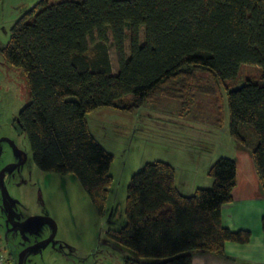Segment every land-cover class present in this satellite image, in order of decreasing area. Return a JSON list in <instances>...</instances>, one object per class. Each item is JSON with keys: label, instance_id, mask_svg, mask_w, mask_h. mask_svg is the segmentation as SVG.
Instances as JSON below:
<instances>
[{"label": "trees", "instance_id": "1", "mask_svg": "<svg viewBox=\"0 0 264 264\" xmlns=\"http://www.w3.org/2000/svg\"><path fill=\"white\" fill-rule=\"evenodd\" d=\"M0 57L29 87L17 120L35 167L77 180L97 214L112 205L113 156L86 116L104 107L134 112L162 99L187 112L199 92L214 95L221 122L222 85L229 134L250 154L264 196V0H39L15 20ZM242 65L258 67L260 78L230 89ZM199 72L209 85H200ZM207 176L212 186L190 196L177 190L169 164L147 163L131 176L124 223L108 235L123 264H191L196 253L225 257L227 242L249 241L250 233L221 223L236 186L234 159H218Z\"/></svg>", "mask_w": 264, "mask_h": 264}, {"label": "rangeland", "instance_id": "2", "mask_svg": "<svg viewBox=\"0 0 264 264\" xmlns=\"http://www.w3.org/2000/svg\"><path fill=\"white\" fill-rule=\"evenodd\" d=\"M37 1L39 0L2 1L0 48L7 45L11 27L21 14L20 8H29ZM128 45L127 39L125 50ZM109 55L113 74H116L117 62L111 47ZM198 75L201 86L209 85L207 73L199 72ZM247 78L259 79L258 67L242 65L236 78L227 81V84L230 89H237ZM221 96V122L214 106V95L199 92L196 93L192 110L187 112L180 111L178 102H166L168 99H162L160 103L146 105L134 112L104 107L86 116L93 137L113 156L110 167L113 185L108 205L114 203L116 216L113 214V217L118 220V228L124 223L122 212L129 180L145 164L163 162L172 166L175 170V184L180 191L189 195L196 188H202L198 186L200 181L206 179L204 172L208 166L220 158L232 159L236 156L238 146L229 134V112L223 85ZM0 100L4 106L11 104L15 114L29 102V87L25 77L19 69L2 63L1 57ZM1 110L3 109L0 108ZM6 112L10 114V111ZM5 118H0V170L13 160L11 147L1 140L4 134H9L18 149L27 156L22 175L14 173L10 178H6L5 189L11 198L21 205V209L46 214L56 226L54 242L47 244L48 246L44 245L42 257L30 252L33 254L28 256L32 260L31 263L123 264V254L109 245H106L105 249L99 248V254L92 255L103 242L102 237L111 223L107 222L105 216L97 214L90 198L77 180L72 179L57 192L51 185L44 186L46 176L34 166L26 136L15 131L12 121H5ZM196 174L198 176H195ZM49 176L53 181H57V176ZM3 218L5 220L0 188V225L4 224ZM35 226H38V229L44 227V234L53 228L50 221H40L35 223ZM2 235L0 230V236Z\"/></svg>", "mask_w": 264, "mask_h": 264}, {"label": "flooded vegetation", "instance_id": "3", "mask_svg": "<svg viewBox=\"0 0 264 264\" xmlns=\"http://www.w3.org/2000/svg\"><path fill=\"white\" fill-rule=\"evenodd\" d=\"M0 108L5 110L0 111V118L3 117L4 120L7 115L5 121L11 120L12 128L17 132L19 131L24 134L21 131L17 120L19 112H17L16 114L13 113L11 104H6L4 106L2 105V100H0ZM6 111H10V114ZM9 124L10 122H8V125ZM1 140L3 141V143L5 142L11 147L13 160L11 163L0 170V188L5 213V220L3 218L4 224L0 225V230L3 233L2 237L0 236V242L5 251L9 264H30L32 260L28 256L33 255L30 252L36 253L38 256L42 257V248L44 247V245H49L50 243L54 242L56 226L52 222V219L48 218L46 214L33 213L26 209H21V205H19L16 200L11 198L9 193L6 191L4 180L13 176L14 173L21 174L23 166L27 162V156L18 149L9 134H4L1 137ZM41 173L46 176V178H44V186L47 187L51 185L56 188V192L58 191V189L62 190L63 186H66L68 182L73 179L70 176H62L50 173L48 174L43 172ZM49 175L57 176V181H53V178ZM114 209V205H110L107 213L104 215L107 218V222L111 223V226H109L107 231L104 233V236L102 237L103 242L100 244L97 250L95 249L96 251L94 250L95 252H93L92 255H94L95 253L99 254V248L102 247L103 249H105L107 248L106 245L115 248L117 251L123 254L122 250L108 236L112 230L118 229V220L113 217V214L114 216H116ZM40 221H50L53 225V228L48 233L44 234L46 232L44 231V227L41 229H38V226L34 227L35 223H38Z\"/></svg>", "mask_w": 264, "mask_h": 264}, {"label": "crops", "instance_id": "4", "mask_svg": "<svg viewBox=\"0 0 264 264\" xmlns=\"http://www.w3.org/2000/svg\"><path fill=\"white\" fill-rule=\"evenodd\" d=\"M27 9L20 8V11L22 13ZM232 159L236 164V186L232 190V201L221 208V223L230 231L250 233L249 241L245 244L227 242L225 257L196 253L192 256L191 264H264V196L250 154L238 148ZM208 167L204 172L206 179L200 181L198 187L207 189L212 186L213 180L207 176ZM177 190L183 196L193 194H184L178 187Z\"/></svg>", "mask_w": 264, "mask_h": 264}, {"label": "built area", "instance_id": "5", "mask_svg": "<svg viewBox=\"0 0 264 264\" xmlns=\"http://www.w3.org/2000/svg\"><path fill=\"white\" fill-rule=\"evenodd\" d=\"M0 264H9L7 261V257L5 255V251L1 245V242H0Z\"/></svg>", "mask_w": 264, "mask_h": 264}, {"label": "water", "instance_id": "6", "mask_svg": "<svg viewBox=\"0 0 264 264\" xmlns=\"http://www.w3.org/2000/svg\"><path fill=\"white\" fill-rule=\"evenodd\" d=\"M2 172V171H1ZM3 193V192H2Z\"/></svg>", "mask_w": 264, "mask_h": 264}]
</instances>
